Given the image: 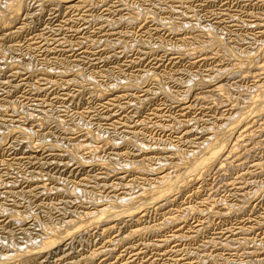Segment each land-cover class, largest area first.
<instances>
[{
  "label": "rangeland",
  "instance_id": "1",
  "mask_svg": "<svg viewBox=\"0 0 264 264\" xmlns=\"http://www.w3.org/2000/svg\"><path fill=\"white\" fill-rule=\"evenodd\" d=\"M22 1L8 28L0 1V264H264V114L227 128L264 99V0ZM227 129L223 171L35 251L87 213L145 196L157 176L183 173Z\"/></svg>",
  "mask_w": 264,
  "mask_h": 264
},
{
  "label": "bare ground",
  "instance_id": "2",
  "mask_svg": "<svg viewBox=\"0 0 264 264\" xmlns=\"http://www.w3.org/2000/svg\"><path fill=\"white\" fill-rule=\"evenodd\" d=\"M1 1V0H0ZM33 1V0H32ZM38 1V0H37ZM36 1V2H37ZM40 2H56V3H59V5H60V3L62 2V0H39ZM69 1V0H68ZM67 0L65 1H63V4H67V3H65V2H68ZM77 1H79V0H77ZM122 1V0H121ZM160 1V0H159ZM39 2V3H40ZM42 2V3H43ZM70 2L72 3V6H71V4L70 5H68L69 7H73V8H75L74 6L76 5V3L75 2H73V0H70ZM82 2H84V0L82 1ZM89 2V1H88ZM3 3V2H2ZM7 4H6V12L9 14V16L7 17V18H3L4 20H3V25L6 27V28H8V27H12V25L13 24H15L16 23V21H17V19L19 18V16H20V14H21V12H22V10H23V8H22V6H23V1L22 0H7V2H6ZM85 3V2H84ZM108 3V2H107ZM123 4V3H122ZM180 4H182V3H180ZM40 5V4H39ZM42 5V4H41ZM77 5H79V4H77ZM85 5V4H84ZM170 5V4H169ZM185 5V4H184ZM228 5V4H227ZM54 6H58V5H54ZM81 6V5H80ZM79 6V7H80ZM2 7V6H1ZM102 7V6H101ZM143 7V6H142ZM174 7V6H173ZM257 7V6H256ZM3 8V7H2ZM57 8V7H56ZM64 8V7H63ZM157 8V7H156ZM182 8V7H181ZM2 11V10H1ZM3 11H5V10H3ZM41 11V10H40ZM173 11V10H172ZM66 12V11H65ZM136 12V11H135ZM1 13V12H0ZM5 13V12H4ZM116 13V12H115ZM249 13V12H248ZM98 14V13H97ZM126 14V13H125ZM135 14V13H134ZM3 15V14H2ZM71 15V14H70ZM3 16H5V15H3ZM3 16H1V17H3ZM27 16V15H26ZM140 16V15H139ZM188 16V15H187ZM255 16V15H254ZM29 17V16H28ZM193 17V16H192ZM82 18V17H81ZM96 18V17H95ZM138 18V17H137ZM181 18V17H180ZM190 18V17H189ZM31 19V18H30ZM135 19V18H134ZM173 19V18H172ZM211 19V18H210ZM149 20V19H148ZM31 21V20H30ZM70 21V20H69ZM99 21V20H98ZM130 21V20H129ZM133 21V20H132ZM228 21V20H227ZM2 22V21H1ZM172 22V21H171ZM221 22H222V20H221ZM123 23V22H122ZM131 23V22H130ZM98 24V23H97ZM104 24V23H103ZM126 24V23H125ZM166 24V23H165ZM230 26V25H229ZM233 26V25H232ZM252 26V25H251ZM107 27V26H106ZM124 27V26H123ZM257 27V26H256ZM256 27H255V29H256ZM4 28V27H3ZM31 28V27H30ZM191 28H192V26H191ZM214 28V27H213ZM253 28V27H252ZM66 29V28H65ZM170 29V28H169ZM179 30V29H178ZM6 31V30H5ZM17 31V30H16ZM136 31V30H135ZM176 31V30H175ZM229 31V30H228ZM73 32V31H72ZM75 32V31H74ZM262 32V31H261ZM115 33V32H114ZM252 34V33H251ZM21 35V34H20ZM170 35V34H169ZM192 36V35H191ZM235 37V36H234ZM79 38H81V37H79ZM151 38V37H150ZM214 38V37H213ZM212 38V40L211 41H213L214 39H216V38H214L213 39ZM116 39V38H115ZM203 39V38H202ZM106 40V39H105ZM158 40V39H157ZM167 40V39H166ZM190 40V39H189ZM107 41V40H106ZM222 41V40H221ZM34 42V41H33ZM39 42V41H38ZM51 42V41H50ZM59 42V41H58ZM215 42V44H218V40L216 39V41H214ZM223 42V41H222ZM52 43V42H51ZM182 43V42H181ZM211 43V42H210ZM221 43V42H220ZM224 43V42H223ZM261 43V42H260ZM259 43V44H260ZM222 44V43H221ZM193 45V44H192ZM206 45V44H205ZM212 45V44H211ZM224 45H226V44H224ZM229 45V44H228ZM142 46V45H141ZM180 46V45H179ZM204 46V45H203ZM45 47V46H44ZM213 47V46H212ZM224 47H226V46H224ZM223 47V48H224ZM115 48V47H114ZM129 48V47H128ZM148 48V47H147ZM191 48V47H190ZM194 48V47H193ZM205 48V47H204ZM207 48V47H206ZM210 48H211V46H210ZM231 48V47H230ZM157 49V48H156ZM227 50H228V48H226ZM261 49V48H260ZM132 50H133V48H132ZM161 50V49H160ZM195 50V49H194ZM201 50V49H200ZM210 50V49H209ZM230 50V54H231V49H229ZM233 50V49H232ZM49 51V50H48ZM58 51V50H57ZM226 51V50H225ZM0 52H2V51H0ZM34 52V51H33ZM90 52V51H89ZM187 52V51H186ZM190 52V51H189ZM195 52V51H194ZM203 52V51H202ZM215 52V51H214ZM234 52V51H233ZM79 53V52H78ZM227 53V52H226ZM146 54V53H145ZM229 54V53H228ZM261 54H262V52H261ZM5 55V54H4ZM166 55V54H165ZM238 55V54H237ZM109 56V55H108ZM152 56V55H151ZM192 56V55H191ZM199 56V55H198ZM216 56V55H215ZM234 56V53H233V55H232V57ZM10 57V56H9ZM55 57V56H54ZM184 57H185V55H184ZM204 57V56H203ZM205 57H207V56H205ZM230 57V56H229ZM245 57V56H244ZM254 57V56H253ZM256 57V56H255ZM262 57V56H261ZM32 58V57H31ZM192 58H193V56H192ZM246 58V57H245ZM13 59V58H12ZM28 59V58H27ZM135 59V58H134ZM158 59V58H157ZM179 59V58H178ZM183 59V58H182ZM210 59V58H209ZM247 59H249V58H247ZM31 60V59H30ZM177 60V59H176ZM56 61V60H55ZM127 61V60H126ZM132 61V60H131ZM199 61V60H198ZM161 62V61H160ZM241 62V61H240ZM9 63V62H8ZM52 63V62H51ZM94 63V62H93ZM152 63H153V61H152ZM172 63H173V61H172ZM191 63V62H190ZM204 63V62H203ZM130 64V63H129ZM227 64V63H226ZM29 65V64H28ZM31 65V64H30ZM96 65V64H95ZM100 65V64H99ZM125 65V64H124ZM145 65V64H144ZM200 65V64H199ZM234 65V64H233ZM238 65V64H237ZM237 65H236V67H237ZM240 66L242 65V66H245L246 65V67L245 68H251L252 66H254V62L253 61H248V60H246V59H244V61L241 63V64H239ZM239 65H238V67H239ZM263 65V64H262ZM205 66V65H204ZM155 67V66H154ZM255 67V66H254ZM25 68V67H24ZM34 68V67H33ZM126 68V67H125ZM245 68H244V70H245ZM17 69V68H16ZM37 69V68H36ZM142 69V68H141ZM234 69H237V71H239L240 70V73H241V71L243 70V67H242V70L240 69V68H234ZM239 69V70H238ZM27 70H29V69H27ZM38 70V69H37ZM123 70V69H122ZM183 70V69H182ZM219 70V69H218ZM231 70V69H230ZM230 70L228 71V72H230ZM256 70V69H255ZM259 70L262 72V70H264V67H262L261 69H260V66H259ZM58 71V70H57ZM143 71V70H142ZM195 71V70H194ZM231 71H234V72H237V71H235V70H231ZM40 72V71H39ZM264 72V71H263ZM22 73V72H21ZM217 73V72H216ZM232 73V72H231ZM231 73H229V74H231ZM239 73V74H240ZM256 73V72H255ZM254 73V74H255ZM64 74V73H63ZM103 74V73H102ZM126 74V73H125ZM207 74V73H206ZM224 74V73H223ZM228 74V73H227ZM237 74V73H236ZM251 74H252V72H251ZM257 74V73H256ZM7 75H9V74H7ZM91 75V74H90ZM161 75V74H160ZM232 75H233V73H232ZM243 75V74H242ZM246 75V74H245ZM248 75V74H247ZM253 75V74H252ZM262 74H260V76H261ZM78 76V75H77ZM149 76V75H148ZM224 76V75H223ZM259 76V77H260ZM141 77V76H140ZM40 78V77H39ZM241 78V77H240ZM23 79V78H22ZM102 79V78H101ZM137 79V78H136ZM146 79V78H145ZM259 79V78H258ZM261 79H262V77H261ZM96 80V79H95ZM158 80V79H157ZM120 81V80H119ZM139 81V80H138ZM264 81V80H263ZM95 82V81H94ZM123 82V81H122ZM146 82V81H145ZM83 83V82H82ZM49 84V83H48ZM93 84V83H92ZM120 84V83H119ZM131 84V83H130ZM133 84V83H132ZM140 84V83H139ZM64 85V84H63ZM79 85V84H78ZM141 85V84H140ZM111 86V85H110ZM109 86V87H110ZM115 86V85H114ZM132 86V85H131ZM135 86V85H134ZM216 86V85H215ZM214 86V87H215ZM225 86V85H224ZM224 86L223 85H218L217 87H215L213 90H211L212 92L213 91H216V93L217 92H221L222 90H224L225 88H224ZM259 86V85H258ZM13 87V86H12ZM29 87V86H28ZM210 87V86H209ZM264 87V86H263ZM123 88V87H122ZM126 88V87H125ZM125 88H123V89H125ZM74 89V88H73ZM103 89V88H102ZM112 89V88H111ZM129 89H130V87H129ZM137 89V88H136ZM257 89H260V88H257ZM36 90V89H35ZM88 90V89H87ZM105 90V89H104ZM107 90V89H106ZM128 90V89H127ZM172 90V89H171ZM187 90V89H186ZM190 90V89H189ZM34 91V90H33ZM37 91V90H36ZM8 92V91H7ZM72 92V91H71ZM101 92H102V90H101ZM107 92V91H106ZM111 92V91H110ZM125 92V91H124ZM201 92V91H200ZM1 93V92H0ZM48 93V92H47ZM69 93V92H68ZM105 93V92H104ZM108 93V92H107ZM175 93V92H174ZM186 93V92H185ZM191 93V92H190ZM189 93V94H190ZM83 94V93H82ZM100 94V93H99ZM103 94V93H102ZM102 94H100V95H102ZM113 94V93H112ZM178 94V93H177ZM208 94H210V93H208ZM264 94V93H263ZM70 95V94H69ZM105 95V94H104ZM136 95V94H135ZM142 95V94H141ZM164 95V94H163ZM174 95V94H173ZM188 95V94H187ZM195 95V94H194ZM251 95V94H250ZM257 96L258 95H261L260 93L259 94H256ZM256 95H254V96H256ZM20 96V95H19ZM99 95H97V97H98ZM169 96V95H168ZM212 96V95H211ZM262 96H264V95H262ZM261 96V97H262ZM100 97V96H99ZM117 97V96H116ZM120 97V96H119ZM134 97H136V96H134ZM251 97V96H250ZM102 98H103V95H102ZM206 98V97H205ZM258 98V97H257ZM256 97H255V101H254V99L253 100H251L253 103L249 106V104H248V106H249V108L246 110V108H245V110L246 111H239V116H237L236 117V119L234 118V120H233V118H229L228 119V121L227 122H229L227 125V128L228 127H231V126H239V124L240 125H242L243 123H245V121L247 120V119H249V114L251 113V114H253V113H255L256 112V114L258 113H262V114H264V97H262V99L263 100H261L260 98H258L257 99ZM131 99V98H130ZM149 99V98H148ZM172 99V98H171ZM213 99V98H212ZM249 99V98H248ZM251 99V98H250ZM225 100V99H224ZM146 101V100H145ZM3 102V101H2ZM70 102V101H69ZM88 102V101H87ZM10 103V102H9ZM51 103V102H50ZM117 104V103H116ZM126 104V103H125ZM193 104V103H192ZM191 104V105H192ZM44 105V104H43ZM80 105V104H79ZM112 105V104H111ZM115 105V104H114ZM127 105V104H126ZM125 105V106H126ZM190 105V104H189ZM20 106V105H19ZM88 106V105H87ZM124 106V105H123ZM215 106V105H214ZM247 106V105H246ZM189 107V106H188ZM230 107V106H229ZM242 107H245V106H242ZM1 108V107H0ZM31 108V107H30ZM56 108V107H55ZM105 108V107H104ZM136 108V107H135ZM218 108V107H217ZM117 109V108H116ZM115 109V110H116ZM230 109V108H229ZM14 110V109H13ZM33 110V109H32ZM39 110V109H38ZM12 111V110H11ZM18 111V110H17ZM189 111V110H188ZM187 111V112H188ZM38 112V111H37ZM43 112V111H42ZM102 112V111H101ZM192 112V111H191ZM253 112V113H252ZM229 113H230V111H229ZM228 113V114H229ZM25 114V113H24ZM250 114V115H251ZM100 115V114H99ZM233 115V114H232ZM230 116V115H229ZM41 117V116H40ZM47 117H48V115H47ZM234 117V116H233ZM52 118V117H51ZM112 118V117H111ZM6 119V118H5ZM53 119V118H52ZM11 120V119H10ZM19 120V119H18ZM256 120V119H255ZM0 121H1V119H0ZM248 121V120H247ZM246 121V122H247ZM254 121V120H253ZM12 122V121H11ZM65 122V121H64ZM231 122H234L233 124H230ZM46 123V122H45ZM261 123V122H260ZM66 124V123H65ZM185 124V123H184ZM222 124V123H221ZM225 124H226V122H225ZM257 124V123H256ZM8 125V124H7ZM56 125V124H55ZM54 125V126H55ZM58 125V124H57ZM81 125V124H80ZM64 127V126H63ZM120 127V126H119ZM172 127V126H171ZM244 127V126H243ZM242 127V128H243ZM77 128V127H76ZM245 128V127H244ZM8 129V128H7ZM230 129V128H229ZM231 129H234V128H231ZM254 129V128H253ZM14 130V129H13ZM18 130V129H17ZM82 130V129H81ZM228 130V129H227ZM226 130V132H216V134H213V136L214 137H212L211 135V139H209L208 138V140L209 141H207L206 140V143L208 144V145H206V148L204 149L205 151L203 152V154L202 155H200L199 157H197V156H195V155H197L196 153H195V157L196 158H194V156L193 157H191L192 159V161L190 162H188V160L190 159V158H184L187 162L185 163V164H181V166H183V168H184V166H186V165H189V167H186V170H183L184 172L183 173H181V174H177L176 176H171V175H169L168 173L167 174H165V175H162L161 177H159V176H157L158 178H156L155 179V181H154V184H155V186H153V187H150L146 192H145V196H143L144 195V193H143V195L141 196L140 195V193H139V195L141 196H139L140 197V199H138V197H137V199L135 200V201H132V202H130V200H129V204L127 203L126 205L124 204V205H122L121 206V204H122V202L120 203V205L118 206L117 204L115 205V204H113V205H110V207L112 206V208L111 209H109V210H107L106 208V210L105 209H102V210H104V211H101V210H98V211H100V212H97L96 210V212H94V213H90L89 212V214L87 213L86 214V212L84 213V214H86V217H88V219L86 220L85 219V221L83 220V222H81V223H78V222H72V223H70L69 225H67V228H69L70 230L69 231H64V229L66 228V227H64L63 228V231L62 232H59L58 231V234L55 232V235H52L53 237H49L48 236V238L47 239H41V237L39 238V239H41L39 242H40V244L38 243V249H36L35 248V251L36 250H42V251H51V250H58L57 248H58V246L59 245H61V243L63 242V240H65V238H67L68 236H72L73 237V235L74 234H76L77 232H80L81 230H86V229H88V227L89 226H93V225H96V224H98V223H107V222H110V220L112 219V218H114L115 219V217H123L124 215H126V217L128 216H132V215H135L136 214V212L140 209V207L143 205V206H145V205H149L150 204V206H152L151 205V203L153 204V202H156V203H159V202H162L163 203V201L164 202H168L167 200H168V198H169V196L168 195H171V193H175V191H181L184 187H185V185H186V182H188V186H189V184L190 183H192L193 181H194V179H196V178H199V177H201V176H203L204 177V173L205 174H207L208 173V171L210 172V169L212 168V166H214L213 168H215V170L216 169H221V167L220 166H222V163L224 164V162L225 163H228V161H226V159H227V155H228V153L227 152H225L224 150H226V144H228V142L231 140H229L228 138H229V134L228 133H230V132H232V131H230V130H228L227 131ZM8 131V130H7ZM35 131V130H34ZM64 131V130H63ZM80 131V130H79ZM234 131V130H233ZM6 132V131H5ZM24 132H25V130H24ZM29 132V131H28ZM36 132V131H35ZM125 132V131H124ZM207 132V131H206ZM215 132V131H214ZM254 132V131H253ZM26 133V132H25ZM69 133V132H68ZM140 133V132H139ZM233 133V132H232ZM231 133V134H232ZM247 133V132H246ZM186 134V133H185ZM248 134V133H247ZM250 134V133H249ZM8 135V134H7ZM10 135V134H9ZM110 135V134H109ZM239 135V134H238ZM241 135V134H240ZM239 135V136H240ZM245 135V134H244ZM61 137V136H60ZM232 137V136H231ZM241 137V136H240ZM236 138V137H235ZM238 138V137H237ZM244 138V137H243ZM31 139V138H30ZM120 139V138H119ZM134 139V138H133ZM151 139V138H150ZM233 139H234V136H233ZM240 139V138H239ZM84 140V139H83ZM92 140V139H91ZM90 140V141H91ZM135 140V139H134ZM229 140V141H228ZM235 140H237V139H235ZM14 141V140H13ZM19 141V140H18ZM61 141V140H60ZM129 141V140H128ZM238 141V140H237ZM251 141V140H250ZM15 142V141H14ZM21 142V141H20ZM232 142V141H231ZM234 142V141H233ZM240 142V141H239ZM16 143V142H15ZM48 143H49V141H48ZM205 143V142H204ZM205 143V144H206ZM230 143V142H229ZM83 145H85V143H82ZM197 144V143H196ZM204 144V145H205ZM235 144V143H234ZM243 144V143H242ZM261 144V143H260ZM81 145V144H80ZM114 145V144H113ZM239 145V144H238ZM8 146V145H7ZM33 146V145H32ZM54 146V145H53ZM91 146V145H90ZM139 146V145H138ZM228 146V145H227ZM257 146V145H256ZM12 147H14V146H12ZM79 147H81V146H79ZM82 147H86V146H82ZM94 147V146H93ZM143 147V146H142ZM231 147V146H230ZM235 147H237V146H234V145H232V147H231V150H230V154L232 153V151L234 150H236L235 149ZM244 147V146H243ZM59 148V147H58ZM63 148V147H62ZM87 148V147H86ZM96 148H98V147H96ZM160 148H162V147H160ZM229 148V147H228ZM65 149V148H64ZM93 149V148H92ZM112 149V148H111ZM152 149V148H151ZM164 149V148H163ZM197 149V148H196ZM200 149V148H199ZM66 150V149H65ZM72 150H75V149H72ZM243 150V149H242ZM62 151V150H61ZM93 151V150H92ZM198 151V150H197ZM203 151V150H202ZM72 153H73V151H71ZM70 152V153H71ZM75 152V151H74ZM135 152V151H134ZM192 152V151H191ZM10 153V152H9ZM69 153V152H68ZM72 153H71V155H72ZM143 153V152H142ZM162 153V152H161ZM55 154V153H54ZM75 154V153H74ZM93 154V153H92ZM127 154V153H126ZM190 154H192V153H190ZM201 154V153H200ZM116 155H118V154H116ZM199 155V154H198ZM35 156V155H34ZM39 156V155H38ZM50 156V155H49ZM78 156V155H77ZM119 156H120V154H119ZM126 156V155H125ZM135 156V155H134ZM191 156V155H190ZM227 156V157H226ZM25 157V156H24ZM29 157V156H28ZM36 157V156H35ZM71 157V156H70ZM73 157V156H72ZM71 157V158H72ZM17 158V157H16ZM116 158V157H115ZM118 158V157H117ZM183 158V157H182ZM194 158V159H193ZM226 158V159H225ZM229 158V157H228ZM10 159V158H9ZM84 159V158H83ZM180 159V158H179ZM184 159H182V160H184ZM188 159V160H187ZM54 160V159H53ZM52 160V161H53ZM181 160V161H182ZM240 160V159H239ZM81 161V160H80ZM231 161V160H230ZM245 161V160H244ZM50 162V161H49ZM83 162V161H82ZM90 162V161H89ZM185 161H183V163H184ZM33 163V162H32ZM174 163V162H173ZM28 164V163H27ZM31 164V163H30ZM63 164V163H62ZM84 164V163H83ZM132 164V163H131ZM237 164V163H236ZM169 165V164H168ZM180 165V164H179ZM259 165V164H258ZM125 166V165H124ZM138 166V165H137ZM176 166H178V164L176 165ZM262 166V165H261ZM65 167V166H64ZM66 167H67V165H66ZM161 167V166H160ZM159 167V168H160ZM166 167V166H165ZM171 167V166H170ZM224 167V166H223ZM227 167V166H226ZM112 168H114V167H112ZM174 168V167H173ZM180 168V167H179ZM178 168V169H179ZM121 169V168H120ZM225 169V168H224ZM262 169V168H261ZM117 170V169H116ZM161 170V169H160ZM214 170V171H215ZM222 170V169H221ZM226 170V169H225ZM211 171H212V169H211ZM223 171V170H222ZM15 172V171H14ZM102 172V171H101ZM101 172H99V173H101ZM168 172V171H167ZM249 172V171H248ZM35 173V172H34ZM41 173V172H40ZM159 173V172H158ZM191 173V175H189L188 176V174H190ZM247 173V172H246ZM141 174V173H140ZM209 174V173H208ZM175 175V174H174ZM259 175V174H258ZM107 176V175H106ZM105 176V177H106ZM109 176V175H108ZM116 176V175H115ZM242 176V175H241ZM104 177V178H105ZM191 177V178H190ZM202 177V178H203ZM250 177V176H249ZM110 178V177H109ZM122 178H125V176L124 177H122ZM190 178V179H189ZM192 179V180H191ZM24 180V179H23ZM120 180H122V179H120ZM198 180V179H197ZM197 180H195V181H197ZM15 181H17V180H15ZM153 181V180H152ZM243 181V180H242ZM252 181V180H251ZM65 182V181H64ZM77 182V181H76ZM119 182V181H118ZM118 182H116V183H118ZM126 182V181H125ZM256 182V181H255ZM114 184V183H113ZM119 184V183H118ZM153 184V185H154ZM232 184V183H231ZM9 185V184H8ZM11 185V184H10ZM13 185H15V184H13ZM95 185V184H94ZM120 185V184H119ZM5 186V185H4ZM66 186V185H65ZM110 186V185H109ZM187 186V185H186ZM44 187V186H43ZM121 187V186H120ZM131 187V186H130ZM136 187V186H135ZM140 187V186H139ZM197 187V186H196ZM50 188V187H49ZM186 188V187H185ZM44 189V188H43ZM99 189V188H98ZM127 189V188H126ZM206 189V188H205ZM114 190V189H113ZM145 190V188L143 189V191ZM217 190V189H216ZM221 190V189H220ZM45 191V190H44ZM132 191V190H131ZM134 191V190H133ZM135 191H136V188H135ZM121 192V191H120ZM142 192V191H141ZM125 193V192H124ZM126 194V193H125ZM124 194V195H125ZM136 194V193H135ZM176 194V193H175ZM210 194V193H209ZM66 195V194H65ZM239 195V194H238ZM3 196V195H2ZM14 196V195H13ZM132 196V195H131ZM138 196V195H137ZM168 196V197H167ZM117 198V197H116ZM120 198V197H119ZM119 198H118V200H119ZM132 198V197H131ZM134 198V197H133ZM190 198V197H189ZM244 198V197H243ZM23 199V198H22ZM101 199V198H100ZM127 199H128V197H127ZM160 199H164V200H160ZM171 199V198H170ZM250 199V198H249ZM81 200V199H80ZM124 201L126 200V199H123ZM122 200V198H121V200L120 201H123ZM160 200V201H159ZM68 201V200H67ZM73 201V200H72ZM100 201V200H99ZM124 201H123V203H124ZM187 201V200H186ZM33 202V201H32ZM87 202V201H86ZM115 202V201H114ZM113 202V203H114ZM118 202V201H117ZM116 202V203H117ZM126 202V201H125ZM226 202V201H225ZM50 203V202H49ZM58 203V202H57ZM191 203V202H190ZM241 203V202H240ZM16 205V204H15ZM19 205V204H18ZM214 205V204H213ZM236 205V204H235ZM70 206V205H69ZM106 206V205H105ZM104 206V207H105ZM142 206V207H143ZM195 206V205H194ZM193 206V207H194ZM211 206V205H210ZM229 206V205H228ZM15 207V206H14ZM108 207V206H107ZM109 207V208H110ZM115 207H117V208H115ZM148 207V206H147ZM162 207H163V205H162ZM183 207V206H182ZM189 207V206H188ZM154 208V207H153ZM181 208V207H180ZM185 209V208H184ZM205 209V208H204ZM238 209V208H237ZM241 209V208H240ZM141 210V209H140ZM157 210V209H156ZM209 210V209H208ZM245 211V210H244ZM51 212V211H50ZM147 212V211H146ZM262 212V211H261ZM68 213V212H67ZM78 213V212H77ZM215 213V212H214ZM223 213V212H222ZM9 214H10V212H9ZM13 214V213H12ZM18 214V213H17ZM22 214V213H21ZM226 214V213H225ZM23 215V214H22ZM140 215H142V214H140ZM211 215V214H210ZM260 215V214H259ZM16 216V215H15ZM33 216V215H32ZM37 216V215H36ZM41 216V215H40ZM216 216V215H215ZM223 216H224V214H223ZM17 218V220L18 221H20L21 220V216L19 217V216H16ZM23 217V216H22ZM125 217V216H124ZM130 218V217H129ZM172 218V217H171ZM176 218V217H175ZM10 219H12V218H10ZM135 219V218H134ZM177 219V218H176ZM13 220V219H12ZM27 220V219H26ZM178 220V219H177ZM223 220V219H222ZM246 220V219H245ZM2 221V220H1ZM9 221V220H8ZM16 221V220H15ZM81 221V220H80ZM87 221V222H86ZM103 221H105V222H103ZM7 222V221H6ZM21 222V221H20ZM172 222V221H171ZM244 222V221H243ZM4 223V222H3ZM15 223V222H14ZM25 223V222H24ZM31 223V222H30ZM37 223V222H36ZM40 223V222H39ZM68 223V222H67ZM119 223V222H118ZM124 223V222H123ZM131 223V222H130ZM176 223V222H175ZM255 223V222H254ZM5 224V223H4ZM9 224V223H8ZM13 224V223H12ZM104 224V225H105ZM136 224V223H135ZM138 224H140V223H138ZM142 224V223H141ZM3 225V224H2ZM65 225V224H64ZM99 225V224H98ZM110 225V224H109ZM108 225V226H109ZM201 225V224H200ZM4 226V225H3ZM15 226V225H14ZM106 226V225H105ZM123 226V225H122ZM240 226V225H239ZM110 227V226H109ZM109 227H107V228H109ZM2 228V227H1ZM94 228V227H93ZM113 228V227H112ZM138 228V227H137ZM204 228V227H203ZM54 229V228H53ZM61 229V228H60ZM104 229V228H103ZM102 229V230H103ZM141 229V228H140ZM197 229V228H196ZM202 229V228H201ZM138 230H139V228H138ZM143 230V229H142ZM6 231H7V229H6ZM15 231H16V229H15ZM25 231V230H24ZM53 231H55V230H53ZM106 231V230H105ZM114 231V230H113ZM135 231H137L136 230V228H135ZM242 231V230H241ZM10 232V231H9ZM12 232V231H11ZM19 232V231H18ZM41 232V231H40ZM49 232V231H48ZM131 232V231H130ZM139 232V231H138ZM44 233H46V231L44 232ZM51 233H52V231H51ZM51 233H49V235L51 234ZM113 233V232H112ZM137 233V232H136ZM9 234V233H8ZM25 234V233H24ZM87 234V233H86ZM129 234V233H128ZM197 234V233H196ZM236 234V233H235ZM104 235V234H103ZM114 235V234H113ZM125 235V234H124ZM134 235H135V233H134ZM178 235V234H177ZM75 236V235H74ZM236 236V235H235ZM46 237V236H45ZM126 237V236H125ZM195 237V236H194ZM129 238V237H128ZM213 238V237H212ZM33 239V238H32ZM127 239V238H126ZM22 240V239H21ZM36 240H37V238H36ZM71 240V239H70ZM250 241V240H249ZM27 242V241H26ZM25 242V243H26ZM36 242V241H35ZM71 242V241H70ZM86 242V241H85ZM120 242V241H119ZM205 242V241H204ZM22 243V242H21ZM37 243V242H36ZM241 243V242H240ZM245 243V242H244ZM13 244V243H12ZM27 244V243H26ZM26 244H24V245H26ZM113 244V243H112ZM211 244V243H210ZM226 244V243H225ZM239 244V243H238ZM208 245V244H207ZM5 246V245H4ZM220 246V245H219ZM225 246V245H224ZM6 247V246H5ZM11 247V246H10ZM13 247H14V244H13ZM25 247V246H24ZM28 247V246H27ZM26 247V249H28ZM229 247V246H228ZM22 248V247H21ZM65 248V247H64ZM206 248V247H205ZM24 249V248H23ZM59 249H60V247H59ZM69 249V248H68ZM232 249V248H231ZM261 249V248H260ZM25 250V249H24ZM23 250V251H24ZM30 249H28V251H29ZM31 250H33V249H31ZM105 250V249H104ZM196 250V249H195ZM244 250V249H243ZM40 252V253H43V252ZM251 251V250H250ZM258 251V250H257ZM5 252V251H4ZM33 253H34V250L32 251ZM37 252V251H36ZM35 252V253H36ZM47 252V253H48ZM104 252V251H103ZM175 252V251H174ZM193 252V251H192ZM24 253H25V251H24ZM176 253V252H175ZM259 253V252H258ZM22 254H23V252H22ZM16 254L14 253V256H15ZM18 255V254H17ZM17 255H16V257H17ZM27 255V254H26ZM32 255H34V254H32ZM31 255V253L29 252V254H28V257H26V259L27 260H25L26 262L29 260V259H32V257H34V256H32ZM40 255V254H39ZM44 255V254H43ZM49 255V254H48ZM95 255H97V254H95ZM246 255V254H245ZM13 255H11V257H12ZM13 256V257H14ZM19 256V255H18ZM47 256V255H46ZM11 257H9V258H11ZM15 257V258H16ZM43 257H45V256H43ZM60 257V256H59ZM93 257V256H92ZM5 258V257H4ZM8 258V259H9ZM18 258V257H17ZM20 258H21V256H20ZM24 258V257H23ZM63 258V257H62ZM7 259V260H8ZM13 259V258H12ZM11 259V260H12ZM19 259V258H18ZM18 259H16V260H18ZM42 259V258H41ZM59 259V258H58ZM91 259V258H90ZM203 259V258H202ZM79 260V259H78ZM262 260V259H261ZM21 261L22 262H25L24 261V259H21ZM70 261V260H69ZM178 261V260H177ZM203 261V260H202ZM5 262V261H4ZM10 263V262H9ZM14 263V262H13ZM185 263V262H184ZM203 263V262H202ZM8 264V263H7ZM25 264V263H24ZM33 264V263H32Z\"/></svg>",
  "mask_w": 264,
  "mask_h": 264
}]
</instances>
